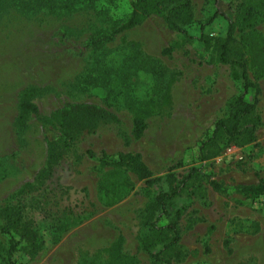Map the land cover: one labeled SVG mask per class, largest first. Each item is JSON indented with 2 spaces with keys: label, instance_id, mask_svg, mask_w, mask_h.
<instances>
[{
  "label": "rangeland",
  "instance_id": "374dc122",
  "mask_svg": "<svg viewBox=\"0 0 264 264\" xmlns=\"http://www.w3.org/2000/svg\"><path fill=\"white\" fill-rule=\"evenodd\" d=\"M133 2L0 0V208L20 207L38 246L32 257L18 252L14 258L26 264H110L109 249L121 238L122 260L116 264H154L137 238L143 232L140 212L158 188L146 187L122 169L101 166L87 157L90 150L113 158L138 153L154 176L170 168L184 174L192 163L202 165L228 195L204 186L203 198L188 189L174 200V208L183 209L178 228L184 258L179 264H264L263 210L254 208L252 200L237 199L234 191L241 186L237 183L264 178V167H252L256 157L247 149L242 160L228 154L196 163L199 144L214 122L228 114L240 91L229 66L210 64L198 41L199 26L213 7L191 0L189 42L153 14L100 49L87 47L92 38L121 26ZM240 3L253 6L257 14L253 32L241 44L264 46V0H219L216 8L232 18L233 6ZM223 26L219 20L205 32L216 37ZM240 37L237 33L236 39ZM173 44V52L164 55ZM245 59L249 78L256 83L255 62L247 52ZM26 88L35 89L32 102L43 117L87 104L105 109L116 121L101 122L95 133L80 136L41 180L46 137L56 129L44 128L33 116L23 126L17 124L18 99ZM135 117L145 124L138 141L131 135ZM237 203L255 212L256 219L251 221V213L242 210L243 220H238ZM258 203L264 205V196ZM7 247L8 238L0 234V264Z\"/></svg>",
  "mask_w": 264,
  "mask_h": 264
},
{
  "label": "trees",
  "instance_id": "16d2710c",
  "mask_svg": "<svg viewBox=\"0 0 264 264\" xmlns=\"http://www.w3.org/2000/svg\"><path fill=\"white\" fill-rule=\"evenodd\" d=\"M218 1L204 0L206 4L213 7V13L205 23L200 24L198 41L208 52L210 64L229 66L230 76L239 83L240 91L229 104L228 114L214 122L210 134L199 144L197 164L219 157L230 147L239 149L256 145V131L262 125L257 109L260 95L257 82L264 77V46L248 44L244 48L241 44L243 37L254 30L257 22L255 8L249 4L240 3L233 6V15L229 18L216 8ZM230 7H232L231 3ZM153 14L159 15L169 30L180 34L186 41L193 39L190 34L194 24L191 0H134L129 18L125 22L109 33L92 38L87 47L91 50L100 49L116 35L133 29L144 18ZM219 20L224 25L223 33L216 37L206 34V28ZM237 33L241 35L240 40L236 39ZM175 45L177 44L165 48L162 53L170 55ZM252 47H255L254 49L258 52L251 53L252 50L254 51ZM245 50L251 54L252 61L255 62L256 83L249 78ZM35 93L33 88H26L21 92L16 122L19 126H23L26 119L33 116L44 128L49 126L56 129V134L46 137V169L39 176V179L43 180L51 174L54 167L59 165L69 148L80 136L93 134L101 122L116 121V118L103 108L87 104L66 106L49 117H43L32 102ZM247 94H250V100L246 99ZM144 130L143 120L135 117L131 129L133 139L135 141L141 139ZM86 155L90 159H96L103 167L122 169L133 174L148 188H158L151 204L140 212L139 222L143 232H140L137 238L140 248L148 254L154 264H179L184 258L178 228L183 209L174 208L173 202L176 198L181 197L188 189H193L194 192L199 191L197 194L203 198L204 186H209L217 193L228 195L227 189L221 183L213 180L210 173L203 172L202 165H195V163H192L184 174H176L174 173L176 168H170L165 175L154 176L138 153H123L113 158L104 152L95 154L88 150ZM234 191L254 202L264 196V178H261L256 185L236 186ZM23 219L20 207L0 208V234L8 238V247L3 249L1 264H26L15 260V254L22 252L32 257L38 249L37 242L34 241L36 235L24 224ZM254 227V232H257L259 226L255 224ZM121 241L120 238L118 243L109 249L110 264H116L122 260ZM225 244H227L226 241Z\"/></svg>",
  "mask_w": 264,
  "mask_h": 264
},
{
  "label": "crops",
  "instance_id": "0c3cea01",
  "mask_svg": "<svg viewBox=\"0 0 264 264\" xmlns=\"http://www.w3.org/2000/svg\"><path fill=\"white\" fill-rule=\"evenodd\" d=\"M259 88H260V95H259V98H258V105H257V109H258V112L261 116V119H262V125L257 129L256 131V145H250V146H247L245 148H230L229 150H227L226 153H224L222 156L218 157L220 159H223V157L227 156L228 154H232L234 155V158L235 159H240L242 160L243 159V155L241 154L242 152H244L246 149H247V152L248 151H252L253 152V155L254 157V160L252 161V167L253 168H259V167H264V135L263 136H260L259 133L262 132L261 130L263 129L264 130V114H261L260 112H264V77L262 79H260L258 82H257ZM262 128V129H261ZM259 156L262 157V162H261V165L258 164L259 163ZM258 183V181H255L254 183H237L238 185H241V186H248V185H256ZM237 199L238 198H243L245 200H247L248 198L242 196V195H239L237 194ZM236 199V198H235ZM250 200V199H249ZM230 205L233 204V202H230L229 203ZM237 205L239 206L238 209H237V213H238V220H243L241 218H243L242 216V213L241 211L242 210H247V212L251 213L250 215V218H251V221L255 220V216L257 217V214L255 212H251L247 209L246 205L245 204H239L237 203ZM254 208H256L255 206H253Z\"/></svg>",
  "mask_w": 264,
  "mask_h": 264
},
{
  "label": "built area",
  "instance_id": "2783aa9c",
  "mask_svg": "<svg viewBox=\"0 0 264 264\" xmlns=\"http://www.w3.org/2000/svg\"><path fill=\"white\" fill-rule=\"evenodd\" d=\"M230 148H234V147H230ZM230 148H229V149H230ZM229 149H227V150H229ZM236 149H237V148H236ZM253 204H254L255 207H258V208L260 207V209H262V210H263V213H264V205L259 204V203H258V200L254 201Z\"/></svg>",
  "mask_w": 264,
  "mask_h": 264
}]
</instances>
